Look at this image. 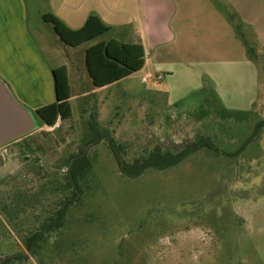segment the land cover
Listing matches in <instances>:
<instances>
[{
  "label": "rangeland",
  "instance_id": "1",
  "mask_svg": "<svg viewBox=\"0 0 264 264\" xmlns=\"http://www.w3.org/2000/svg\"><path fill=\"white\" fill-rule=\"evenodd\" d=\"M23 1L35 54L69 69L71 117L0 148V264H264V126L242 151L227 154L264 120L262 26L255 24L258 37L240 25L227 1L208 0L217 3L213 12L204 0H191L179 13L188 39V54L182 55L176 34L166 32L173 9L167 1V13L166 6L148 2L142 17L162 35L146 47L156 53L157 65L147 57L142 71L93 92L84 71L78 83L68 63L67 57L81 61V55H65L72 49L60 50L50 25L40 19L44 3ZM116 33L73 51L118 38ZM125 38L134 40L132 34ZM246 48L252 50L242 55ZM9 90L33 115L19 94L37 99V105L54 101L52 85L39 92ZM205 98L229 112H241L251 98L255 103L246 116L231 114L221 126L213 116H199ZM107 135L123 146L127 161L156 146L176 152L205 136L219 152L203 148L172 168L129 179L119 172ZM82 152L90 168L63 226L40 233L37 249L28 252L23 238L41 230L70 196L68 166Z\"/></svg>",
  "mask_w": 264,
  "mask_h": 264
},
{
  "label": "crops",
  "instance_id": "2",
  "mask_svg": "<svg viewBox=\"0 0 264 264\" xmlns=\"http://www.w3.org/2000/svg\"><path fill=\"white\" fill-rule=\"evenodd\" d=\"M38 1V0H37ZM44 3V9L40 12V19L44 14H52L57 19H59L67 28L69 29H79L81 28L87 18L90 15L97 16L106 26L109 27V31L119 29L120 33H116L118 38H110L123 43L136 44L139 43L144 52L145 62L142 71L147 67V57L152 60L153 66H156V53L150 52L148 54L146 47L147 44H156L162 35L161 32H155L153 29V24L150 25L151 20L145 21L142 17L143 9L142 7L147 6L148 2H152L153 6L165 7V13L170 11L165 2L169 3V7L173 9L171 18L169 22L167 20V34L175 35L179 41L180 51L182 55H187L188 49L184 47L187 42L186 32L184 30V23L179 17V13L186 11L191 3V0H40ZM205 9L209 11L217 12V3H210L208 0H204ZM233 7V12L239 20L241 26L250 27L252 31L260 37L258 31H255V24L259 28L261 25L263 28L264 37V0H225ZM25 2L22 0H0V78L7 84V86L17 93H25L29 91L39 92L43 91L44 87L52 85L53 87V77L51 71L56 66H62L55 63L46 64L45 59L38 57L36 52V41L32 38V35L25 30ZM43 21V20H42ZM260 21V22H258ZM44 22V21H43ZM140 27L151 28L149 32L142 31ZM253 27V28H252ZM134 29L135 33H134ZM125 30L124 36L122 31ZM173 30L175 32H173ZM54 33V32H53ZM55 34V33H54ZM132 34L134 40L126 41L127 35ZM237 36L243 43V38L240 31L237 30ZM56 35V34H55ZM57 36V35H56ZM119 37H123L122 39ZM56 41L59 49L62 46L64 48L72 49V51H67L65 55H81V61L77 59L74 61L70 57L68 63L72 67V72L76 75L78 83H80L81 71L83 70L87 76L88 81L91 80L86 72L84 65V55L85 50L90 47L91 44L86 46L84 49L79 51H73V49L79 48L70 47L63 44L58 36ZM108 39V40H110ZM95 40V39H94ZM92 40V41H94ZM99 40V41H108ZM91 42V41H89ZM98 42V41H97ZM88 43V42H86ZM85 44V43H84ZM244 44V43H243ZM154 47V46H153ZM152 50V47H150ZM247 49L252 50V48H246L243 50L242 55H248ZM60 54V53H59ZM58 54V55H59ZM62 55V52H61ZM246 64L253 66L252 61L248 57H244ZM63 66L67 69L68 82H69V69L66 65ZM81 70V71H80ZM80 71V72H79ZM138 71V72H139ZM116 83V82H115ZM114 84V83H113ZM92 85V83H91ZM112 85V84H111ZM70 86V82H69ZM107 87V86H105ZM93 92H96L101 88H95L92 85ZM71 95V86H70ZM21 100L26 107H32L33 111L38 107L52 103L45 102L41 105H37V99L29 100L24 98V95H20ZM80 96H84L82 93ZM72 97V95H71ZM70 97V99H71ZM74 98H78L76 95ZM69 99V102H70ZM31 101V102H30ZM33 101V102H32ZM255 103L254 98L249 99L245 104L244 109L241 111H248L252 108ZM238 110V109H237Z\"/></svg>",
  "mask_w": 264,
  "mask_h": 264
},
{
  "label": "trees",
  "instance_id": "3",
  "mask_svg": "<svg viewBox=\"0 0 264 264\" xmlns=\"http://www.w3.org/2000/svg\"><path fill=\"white\" fill-rule=\"evenodd\" d=\"M42 20L50 25L52 31L63 44L70 47H77L97 39L109 31V27L95 15H90L84 25L76 30L67 28L59 19L49 13L44 14ZM247 52L250 53V50L247 49ZM144 62L143 48L139 43L129 44L114 39L96 42L85 50L84 55L85 69L95 88L109 86L138 72L143 67ZM51 74L53 77L54 101L35 109L34 113L38 116L34 115L37 128L42 125L52 127L57 121H64L71 117V106L69 104L71 95L67 69L63 65L56 66L52 69ZM201 106L203 108H201L202 113L199 116H213L217 121L222 122L221 126L223 123L228 122L231 114L242 116L248 114V111L229 112L223 109V106L218 105L215 98H205ZM37 119L40 123L37 122ZM263 126L264 120L258 122L254 127L253 133L244 140L243 144L235 152L227 154L234 155L242 151L246 144L257 137L259 130ZM107 136L109 137V149L114 155L119 172L129 179L137 178L148 169L163 171L172 168L200 149L204 148L210 151L217 149L215 142L210 137L205 136L197 138L176 152L156 146L150 152L127 161L122 157L123 146L116 145L114 139L110 135ZM98 140L94 143H97ZM221 142V139L217 140V145L221 144ZM217 152H219L218 149ZM89 168V160L86 155H83V152L78 154L69 164L66 180L68 189L72 190L71 194L61 201L59 209L55 211L53 216L47 217L41 226V230L30 233L23 238L24 247L28 252L31 253L34 249H37L40 233L63 226L65 210L73 200L76 201L78 183L84 178Z\"/></svg>",
  "mask_w": 264,
  "mask_h": 264
},
{
  "label": "water",
  "instance_id": "4",
  "mask_svg": "<svg viewBox=\"0 0 264 264\" xmlns=\"http://www.w3.org/2000/svg\"><path fill=\"white\" fill-rule=\"evenodd\" d=\"M34 115L15 99L0 79V148L35 131Z\"/></svg>",
  "mask_w": 264,
  "mask_h": 264
}]
</instances>
